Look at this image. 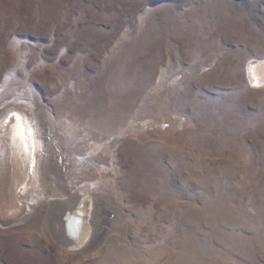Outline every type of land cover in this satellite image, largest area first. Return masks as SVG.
Masks as SVG:
<instances>
[{
	"label": "rangeland",
	"instance_id": "rangeland-1",
	"mask_svg": "<svg viewBox=\"0 0 264 264\" xmlns=\"http://www.w3.org/2000/svg\"><path fill=\"white\" fill-rule=\"evenodd\" d=\"M260 64L264 0H0V140L29 116L51 198L19 218L0 149V264H264Z\"/></svg>",
	"mask_w": 264,
	"mask_h": 264
},
{
	"label": "bare ground",
	"instance_id": "bare-ground-1",
	"mask_svg": "<svg viewBox=\"0 0 264 264\" xmlns=\"http://www.w3.org/2000/svg\"><path fill=\"white\" fill-rule=\"evenodd\" d=\"M250 72L252 76V81L256 86H261L262 84H264V65L260 64L251 66ZM9 111L8 113L6 112L7 114L4 117H15V120L17 122L14 127L6 124L7 128L5 129V132L2 135V137L4 138L0 140V149L1 152L5 151L6 154V157L2 159V162H4L5 164H3L5 166L4 170L8 172L9 177L11 179V184L13 186V194L16 195V214L19 215V218H21L23 216V211H28L30 208H32L31 206L35 204V201H37L38 199L42 200L45 198L48 201L51 198H49V195H46V193H44L38 185L40 181V145L37 139V130L33 125L32 121L30 120L29 116L21 112L22 110L20 111L14 109L13 111ZM79 206L83 207V205ZM54 207H56V205ZM83 209L85 208L73 206L71 209L68 210L69 212L67 214L69 218H67L69 220H72L71 224L75 226L76 231L78 232L76 237L74 239H70V241L68 242L65 236H61L62 238H59V241L61 243L66 244L67 246L71 245V247H79V244L82 243V232H80V226L84 221V218L88 216V212L84 211ZM79 211L83 212L84 214H81ZM61 232L64 233L65 231L61 230Z\"/></svg>",
	"mask_w": 264,
	"mask_h": 264
}]
</instances>
